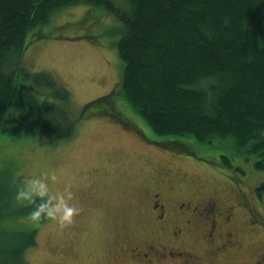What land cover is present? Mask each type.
I'll return each mask as SVG.
<instances>
[{
  "label": "trees",
  "instance_id": "16d2710c",
  "mask_svg": "<svg viewBox=\"0 0 264 264\" xmlns=\"http://www.w3.org/2000/svg\"><path fill=\"white\" fill-rule=\"evenodd\" d=\"M78 3L110 10L121 22L113 43L120 81L81 110L117 101L118 110L102 106L96 113L113 120L126 107L163 137L153 139L159 143L206 147L209 159L241 170L218 152L222 143L231 153L254 155L255 169L264 167V0H0V134L7 128L56 143L75 132L67 88L48 71L7 70L5 61L43 36L39 27L55 11ZM13 192H0V264H25L24 250L49 217L32 216L46 194L15 202ZM21 217L34 222L7 223Z\"/></svg>",
  "mask_w": 264,
  "mask_h": 264
},
{
  "label": "rangeland",
  "instance_id": "374dc122",
  "mask_svg": "<svg viewBox=\"0 0 264 264\" xmlns=\"http://www.w3.org/2000/svg\"><path fill=\"white\" fill-rule=\"evenodd\" d=\"M85 5L55 11L39 27L44 35L31 40L19 57L13 53L5 61L7 70L21 67L51 73L71 93L69 115L77 121L71 138L56 143L40 134L7 128L0 134V192L14 191L8 196L20 202L16 198L18 187L35 178L45 183L48 197L63 194L78 209L70 221L49 216L39 224L33 246L24 250L25 264H137L122 250L152 240L143 214L148 187L155 184L160 166L173 168L183 187L179 194L196 191L201 197L215 199L218 205L236 206L241 246L217 257V263L206 256L205 264H246L259 259L264 253V189L260 188L264 167L255 169L254 155L248 159L247 154L231 153L219 144L218 152L223 151L222 155L241 170L229 169L220 159H186L192 155L180 150V143L185 142L173 141L166 149L154 150L139 137L123 132L118 121L96 113L102 106L118 110L117 101H102L81 111L85 103L110 94L122 75L113 44L119 38L116 31L121 22L110 10ZM32 91L39 99H48L38 89ZM119 111L135 119L152 139L163 138L152 132L137 112L126 107ZM196 149L198 156H212L206 147ZM252 187L260 195L254 194ZM240 195L254 216L239 204ZM33 222V217L7 221L10 225ZM196 246L193 243L194 249ZM158 264H182V260L174 256Z\"/></svg>",
  "mask_w": 264,
  "mask_h": 264
},
{
  "label": "flooded vegetation",
  "instance_id": "af4514ba",
  "mask_svg": "<svg viewBox=\"0 0 264 264\" xmlns=\"http://www.w3.org/2000/svg\"><path fill=\"white\" fill-rule=\"evenodd\" d=\"M81 111L84 112L85 109ZM123 115L113 118L120 123L123 132L139 137L143 144L154 147V150L166 149L165 146L169 145L153 140L144 133L134 118L132 120L127 114ZM188 146L187 143H180V150L192 155L184 157L186 159L202 158L205 162L219 160L198 156L196 150L192 147L189 149ZM157 175L155 184L148 187L146 211L143 214L148 227L146 230L152 240L141 245L133 243L134 245L124 248L122 254L127 259L137 260V264H158L160 260L177 256L182 260V264H205L203 258L207 256L210 261L217 263V257L241 246L237 240L238 221L234 215L235 205H218L215 199L201 197L196 191L179 194L183 187L177 176L174 177L171 166H160ZM251 191L260 195L255 187H252ZM240 199L239 204H244L248 214L254 216L247 203H243L241 195ZM148 221L150 224H147ZM193 243L197 244L199 250L192 247ZM262 254L259 259L246 264H264V253Z\"/></svg>",
  "mask_w": 264,
  "mask_h": 264
},
{
  "label": "clouds",
  "instance_id": "9594fccd",
  "mask_svg": "<svg viewBox=\"0 0 264 264\" xmlns=\"http://www.w3.org/2000/svg\"><path fill=\"white\" fill-rule=\"evenodd\" d=\"M53 178L55 177L53 176ZM46 192L47 188L45 183L34 178L29 180L25 185L18 187L16 198L18 200L32 201L36 195L43 197ZM51 200H55V203H50ZM76 211H78V209L69 204L63 194L55 196L49 195L48 200H44L37 205L32 212V216L38 218L41 213H45L47 216L65 222L70 221Z\"/></svg>",
  "mask_w": 264,
  "mask_h": 264
},
{
  "label": "water",
  "instance_id": "95a60500",
  "mask_svg": "<svg viewBox=\"0 0 264 264\" xmlns=\"http://www.w3.org/2000/svg\"><path fill=\"white\" fill-rule=\"evenodd\" d=\"M203 160V159H202Z\"/></svg>",
  "mask_w": 264,
  "mask_h": 264
}]
</instances>
